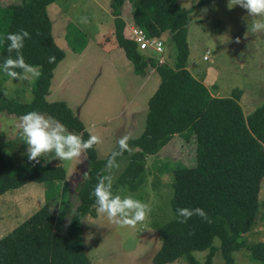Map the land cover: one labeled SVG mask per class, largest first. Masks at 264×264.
<instances>
[{"label": "trees", "instance_id": "16d2710c", "mask_svg": "<svg viewBox=\"0 0 264 264\" xmlns=\"http://www.w3.org/2000/svg\"><path fill=\"white\" fill-rule=\"evenodd\" d=\"M13 1L0 6V38L27 30L31 38L25 40L22 54L26 63L40 68L42 75L35 79L32 97L27 102L7 97L0 84V111L17 117L32 111L47 114L88 139L90 133L64 101L46 99L53 70L65 57L64 49L52 35L48 14L49 5L55 0ZM128 1L133 23L149 36L161 37L170 32L176 54L172 67L143 56L127 34L122 18L125 0H110L112 34L133 71L141 75L150 66L160 78L147 100L143 131L129 141L130 152L117 157V161L123 157L128 161L113 182V193L117 189L138 191L146 181L147 157L157 154L175 135H180L184 142L194 143L195 162L173 170V217L160 225L152 223L160 240L152 263L168 264L186 257L188 264H212V257L220 251L225 264H237L232 253L245 247L252 259L264 264V241L239 240L251 229L259 211V191L264 179V101L244 116L239 102L242 90L234 88L229 96H215L187 69L190 12L207 0H198L189 8L181 7L178 0ZM6 49L7 42L0 43V65L9 55L15 58V53L9 54ZM49 56H55L54 63L48 62ZM117 148L118 144L104 158L97 157L95 145L86 151L88 170L77 189V205L68 217L65 232L55 230L57 212L51 203H44L0 237L3 264H92L80 231L84 217L95 216L97 206L90 193L98 175H104L108 157ZM26 160L21 164L0 149V194L31 181H65L66 172L61 165L45 162V157L38 164L28 157ZM185 207L202 208L211 223L198 216L179 223L177 209ZM214 238L219 239V246L214 245ZM195 250H207L204 261L193 257Z\"/></svg>", "mask_w": 264, "mask_h": 264}, {"label": "rangeland", "instance_id": "374dc122", "mask_svg": "<svg viewBox=\"0 0 264 264\" xmlns=\"http://www.w3.org/2000/svg\"><path fill=\"white\" fill-rule=\"evenodd\" d=\"M9 1L14 2L0 0V6ZM197 1L178 0V4L189 8ZM131 11L130 2L125 0L122 9L125 24L132 22ZM48 14L52 35L56 44L64 49L65 57L53 70L46 99L66 102L89 131L86 130L101 138L102 142L95 145V149L97 157L104 158L122 136L137 137L143 131L147 100L159 84V75L150 66L145 69V75L133 71L112 34L110 0H55L48 7ZM82 17H87L88 23H81ZM254 19L260 18L249 17L240 6L229 8L228 0H207L190 12L187 25V69L215 96H229L234 88L242 90L239 102L244 116L264 101V32L251 33ZM169 36L170 32H166L161 37L166 64L172 67L176 49ZM35 79L29 76L13 80L0 70L1 88L7 97L16 101H30ZM21 119L0 111V149L24 164L27 145L20 148L24 143L18 128ZM53 155L44 156L45 161L61 165L66 172L65 181L53 184L31 181L0 194V237L46 202L57 212L55 230L65 232L88 164L85 154L80 161H60ZM127 161L123 157L117 161L118 168L104 167V175H111L114 182ZM194 162V143L184 142L180 135H175L157 154L147 157L146 181L138 191L116 190L115 195L131 196L151 206L148 218L135 227L110 224L98 209L95 216L87 214L80 235L92 264H153L152 256L160 240L152 223L160 225L173 217L170 205L173 170ZM239 240L264 241V179L255 223ZM213 243L219 246L220 241L214 238ZM206 254L207 250L192 251L199 261H204ZM232 256L237 264H263L252 259L245 247L234 251ZM0 264H3L1 258ZM168 264L188 262L186 257H180ZM212 264H225L220 251L212 257Z\"/></svg>", "mask_w": 264, "mask_h": 264}, {"label": "clouds", "instance_id": "9594fccd", "mask_svg": "<svg viewBox=\"0 0 264 264\" xmlns=\"http://www.w3.org/2000/svg\"><path fill=\"white\" fill-rule=\"evenodd\" d=\"M228 6L229 8L240 6L246 10L249 17H259L260 19L253 20L250 31L253 34L264 32V0H228ZM80 22L88 23L87 17H82ZM30 38L27 30L8 33L0 38V43L7 42V52L15 53V58L9 55L0 65V69L13 80L28 79L29 76L39 78L42 75L40 68L26 63L22 54L24 42ZM48 62L54 63L55 56H49ZM18 128L27 145L26 154L29 161L37 164L49 153H53V157L60 161H80L87 150L102 142L101 138L95 134H90L85 140L81 135L69 132L67 127L59 121L36 111L24 114ZM132 139L134 137L126 134L117 141V150H114L107 159L105 165L107 169L119 167L117 157L122 156L125 151L130 152L129 141ZM90 196L95 198L98 212L106 216L110 224L121 227H135L138 223H143L152 210L149 204L131 196L115 195L111 175H98L97 183ZM193 216H198L201 220L211 223V218L202 208L177 209L179 223H187Z\"/></svg>", "mask_w": 264, "mask_h": 264}, {"label": "built area", "instance_id": "2783aa9c", "mask_svg": "<svg viewBox=\"0 0 264 264\" xmlns=\"http://www.w3.org/2000/svg\"><path fill=\"white\" fill-rule=\"evenodd\" d=\"M127 29V34L130 39H132L136 45L137 49L144 54L156 55L153 56L157 60L158 64L166 63L165 47L162 37L149 36L141 27L137 26L135 23L127 21L125 25ZM154 54H150V52ZM206 58V56H205Z\"/></svg>", "mask_w": 264, "mask_h": 264}, {"label": "crops", "instance_id": "0c3cea01", "mask_svg": "<svg viewBox=\"0 0 264 264\" xmlns=\"http://www.w3.org/2000/svg\"><path fill=\"white\" fill-rule=\"evenodd\" d=\"M49 7H50V5H49ZM128 61V60H127ZM142 75H145V72H144V74H142ZM53 77V76H52ZM51 84V83H50ZM50 89V88H49ZM49 92H50V90H49ZM49 94V93H48ZM47 94V95H48ZM65 102V101H64ZM66 103V102H65ZM85 126V125H84ZM86 128V127H85ZM87 129V128H86ZM88 130V129H87ZM89 131V130H88Z\"/></svg>", "mask_w": 264, "mask_h": 264}]
</instances>
